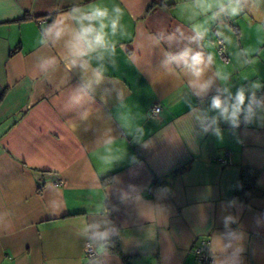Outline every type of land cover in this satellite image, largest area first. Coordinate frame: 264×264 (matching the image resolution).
Returning a JSON list of instances; mask_svg holds the SVG:
<instances>
[{
	"label": "crops",
	"instance_id": "crops-1",
	"mask_svg": "<svg viewBox=\"0 0 264 264\" xmlns=\"http://www.w3.org/2000/svg\"><path fill=\"white\" fill-rule=\"evenodd\" d=\"M201 240L264 264V0H0V264H200Z\"/></svg>",
	"mask_w": 264,
	"mask_h": 264
},
{
	"label": "trees",
	"instance_id": "trees-1",
	"mask_svg": "<svg viewBox=\"0 0 264 264\" xmlns=\"http://www.w3.org/2000/svg\"><path fill=\"white\" fill-rule=\"evenodd\" d=\"M52 22V21H51ZM189 167V162L182 164L181 166L172 170V176H178L183 173ZM259 171L255 168H246L243 167L240 169L239 178L237 185L232 194V200L242 204H248L251 199L260 197L262 191L258 189L256 183L258 179ZM111 182V176L106 178L103 184H109ZM164 186L163 183H155L152 190H158ZM105 247L107 251L112 254L119 256L122 260H126V257L123 255L119 242L116 237L109 238L105 241Z\"/></svg>",
	"mask_w": 264,
	"mask_h": 264
},
{
	"label": "built area",
	"instance_id": "built-area-1",
	"mask_svg": "<svg viewBox=\"0 0 264 264\" xmlns=\"http://www.w3.org/2000/svg\"><path fill=\"white\" fill-rule=\"evenodd\" d=\"M217 55L223 62H227L228 58L225 52L224 42L222 39L218 38L217 41ZM160 111L159 105H154L151 110L152 116H157ZM223 164L226 163L225 160H220ZM59 184L62 181H57ZM193 252L200 262V264H212V258L209 253V243L207 240H201L193 246ZM85 256L89 259L95 258L97 256L94 251L93 246L90 243H87L85 246Z\"/></svg>",
	"mask_w": 264,
	"mask_h": 264
},
{
	"label": "clouds",
	"instance_id": "clouds-1",
	"mask_svg": "<svg viewBox=\"0 0 264 264\" xmlns=\"http://www.w3.org/2000/svg\"><path fill=\"white\" fill-rule=\"evenodd\" d=\"M171 39V37H169ZM171 59H174L178 62L184 63V67L187 69H190L191 74L196 77H200L204 73V68L200 67L203 61V54L202 53H192L191 49H186L185 51L181 52L178 56H173ZM202 87H207V85H203ZM237 108H239L240 105L244 104L245 97L243 92H239L237 97ZM212 107L213 108H221L222 107V102L219 96H216L212 99ZM227 111V109H224Z\"/></svg>",
	"mask_w": 264,
	"mask_h": 264
}]
</instances>
